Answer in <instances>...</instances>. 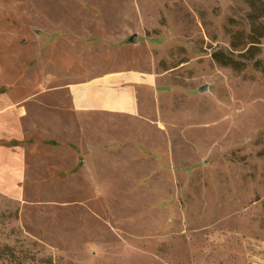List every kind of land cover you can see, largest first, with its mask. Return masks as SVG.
I'll return each instance as SVG.
<instances>
[{
  "label": "rangeland",
  "instance_id": "rangeland-1",
  "mask_svg": "<svg viewBox=\"0 0 264 264\" xmlns=\"http://www.w3.org/2000/svg\"><path fill=\"white\" fill-rule=\"evenodd\" d=\"M123 74L141 112L80 130ZM0 147V264H264V0H0Z\"/></svg>",
  "mask_w": 264,
  "mask_h": 264
},
{
  "label": "crops",
  "instance_id": "crops-1",
  "mask_svg": "<svg viewBox=\"0 0 264 264\" xmlns=\"http://www.w3.org/2000/svg\"><path fill=\"white\" fill-rule=\"evenodd\" d=\"M151 88L149 77L138 74H123L120 77L98 78L87 83L70 85V109L79 128L85 129L88 116H112L124 113L138 115L141 102L138 89ZM17 125V124H16ZM14 126L15 138H20L21 131ZM24 159L19 151L0 147V179L9 184L17 182L23 175Z\"/></svg>",
  "mask_w": 264,
  "mask_h": 264
},
{
  "label": "water",
  "instance_id": "water-1",
  "mask_svg": "<svg viewBox=\"0 0 264 264\" xmlns=\"http://www.w3.org/2000/svg\"><path fill=\"white\" fill-rule=\"evenodd\" d=\"M207 89H208V87L207 86H204V87L200 88V91L202 92V91H205Z\"/></svg>",
  "mask_w": 264,
  "mask_h": 264
}]
</instances>
